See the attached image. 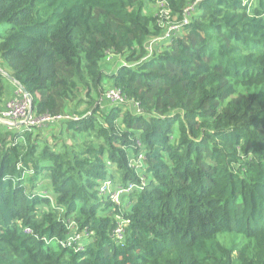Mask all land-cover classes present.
I'll return each instance as SVG.
<instances>
[{"label":"trees","instance_id":"1","mask_svg":"<svg viewBox=\"0 0 264 264\" xmlns=\"http://www.w3.org/2000/svg\"><path fill=\"white\" fill-rule=\"evenodd\" d=\"M164 1L168 18L147 0H0V103L7 70L31 114L76 117L47 125L68 142L0 125V264H264V0ZM161 21L180 30L147 55ZM105 82L123 102L99 104ZM105 181L135 187L115 203Z\"/></svg>","mask_w":264,"mask_h":264},{"label":"built area","instance_id":"2","mask_svg":"<svg viewBox=\"0 0 264 264\" xmlns=\"http://www.w3.org/2000/svg\"><path fill=\"white\" fill-rule=\"evenodd\" d=\"M193 4H188V6L184 9L183 13V23L188 21L190 12L192 11ZM158 14L159 17L165 16L168 18V8L167 3L164 0H157ZM159 25L162 27L161 34L157 36L150 37L146 43L145 48L147 50V55H150L155 49L159 50L162 45L168 43L172 37L180 30L179 25L172 24L170 22H160ZM19 96L11 99L5 107L0 108V125L4 126L6 129H11L13 127H44L50 123L55 121L63 120V119H71L76 118L74 116L66 115V114H56V115H48L44 114L41 116H34L30 112L29 100L27 96L23 93V91L18 88ZM103 99H105L108 104H117L123 102L124 98L120 89L111 87L106 90L103 94ZM137 144L140 145V141L137 140ZM142 158V154L139 153L137 156H133L130 158V162L132 165H135L138 159ZM135 185L134 183H127L124 186L119 184H112L111 182L105 181L102 182L99 187L100 194H107V197L115 203H120L122 197L129 194ZM119 219V217H118ZM123 220H118L116 227L113 230V235L117 242H120L123 238ZM71 227L70 235L65 241L67 245L75 242L76 245H80L81 238L86 237V233H79L74 227L73 223H69ZM25 232H29L28 229L24 230Z\"/></svg>","mask_w":264,"mask_h":264},{"label":"rangeland","instance_id":"3","mask_svg":"<svg viewBox=\"0 0 264 264\" xmlns=\"http://www.w3.org/2000/svg\"><path fill=\"white\" fill-rule=\"evenodd\" d=\"M158 10L157 7V0H147V7H146V11L149 13H156ZM113 54H108L107 57L103 60L102 62V67L106 70V71H111L112 68H115V66L120 62V59L118 56H112ZM116 64V65H115ZM7 72V70H5ZM6 89H7V96L6 98H4V100L0 103V108L1 107H5V105L13 98L19 96V91L17 89V86L14 85L13 83H11L8 79L6 81ZM103 94L106 90L110 89L112 87V85L110 84V82H105L103 84ZM258 88V87H257ZM250 90H256L254 89V87H251ZM103 94L100 96L98 102L99 104L105 108V106L108 105V102L103 99ZM80 96L83 97V91L80 92ZM75 101H73L72 103L69 104L68 108L75 109ZM127 106H130V104H127ZM132 107V105H131ZM80 109H84L85 106L84 104H81V106L79 107ZM133 108V107H132ZM36 132H40L42 134V136L45 137V139L51 143L52 141V135L54 136H58L61 135V137L64 138V140L66 142L69 141V136L67 135V132L64 130V128H62V125H54V126H44L41 128V130H36ZM39 185V191H41L42 194L46 195L48 193V189L47 186V179L41 177L40 180L37 183ZM43 189H45L43 191ZM47 191V192H46ZM125 204V203H124Z\"/></svg>","mask_w":264,"mask_h":264},{"label":"water","instance_id":"4","mask_svg":"<svg viewBox=\"0 0 264 264\" xmlns=\"http://www.w3.org/2000/svg\"><path fill=\"white\" fill-rule=\"evenodd\" d=\"M4 76L7 77L8 80L12 81L18 88H20L23 93L27 96L28 100H29V106H31V99L29 97V95L27 94V92L25 90L22 89V87L13 79V77L6 71L3 72Z\"/></svg>","mask_w":264,"mask_h":264},{"label":"crops","instance_id":"5","mask_svg":"<svg viewBox=\"0 0 264 264\" xmlns=\"http://www.w3.org/2000/svg\"><path fill=\"white\" fill-rule=\"evenodd\" d=\"M112 56H114L115 57V55H112ZM116 65V64H115ZM117 66V65H116ZM116 66H115V68H116ZM115 68H112L113 70L115 69ZM112 69H111V71H112ZM46 179V178H45ZM47 184H48V182H47ZM48 187V186H47Z\"/></svg>","mask_w":264,"mask_h":264}]
</instances>
